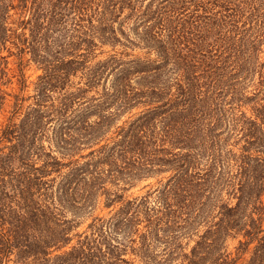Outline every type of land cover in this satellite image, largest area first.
Here are the masks:
<instances>
[{
	"label": "trees",
	"instance_id": "16d2710c",
	"mask_svg": "<svg viewBox=\"0 0 264 264\" xmlns=\"http://www.w3.org/2000/svg\"><path fill=\"white\" fill-rule=\"evenodd\" d=\"M141 2L0 0V78L41 70L24 111L0 86V264H128L118 237L141 264H264V0Z\"/></svg>",
	"mask_w": 264,
	"mask_h": 264
},
{
	"label": "rangeland",
	"instance_id": "374dc122",
	"mask_svg": "<svg viewBox=\"0 0 264 264\" xmlns=\"http://www.w3.org/2000/svg\"><path fill=\"white\" fill-rule=\"evenodd\" d=\"M141 1H142L141 2L142 6H144L148 3H152L154 0H141ZM125 14H127V10L123 11V13L119 16V18L116 19V22L114 23V27L118 26L117 22H119L120 19ZM12 18H15V15H13ZM95 52L98 58L107 57L108 55H111L112 53L119 54L120 52H123L125 54H129V56L127 57L132 59L134 58V56L142 55L144 50L137 48V47L125 49L121 45L115 44L113 46L105 45L100 48L98 47L95 50ZM26 58H27V55L24 56V60H23V65L25 64L24 69H23L24 76L22 79V81H24V86L20 82L21 81L20 77L17 75L16 58L13 55L11 57H8L9 63L7 65V68H8L7 76L0 78V86L6 91L10 92L11 94V96H8V100L5 106V111L3 112L4 117L9 116L11 113L12 103L14 101L12 94H19L21 98L20 102L22 105L21 107L22 111H24L28 105H32L33 100L31 98V95L34 93L33 84L36 81L37 76L41 74V70L36 69L32 63H28ZM119 69L120 68L113 70L112 72H110V74H105L104 78L101 80L99 85L93 88L91 92L89 93V95L91 94L97 95L96 91L101 89V85L104 83H106V85L108 86V84L111 83V81L113 80L115 74L119 71ZM7 78L10 80L6 82ZM79 80H80V73H76L70 78V82H72L73 84H77V85L81 84ZM21 86H23L22 89H21ZM157 186H158L157 178H149V179L143 180L141 182H138L134 187H132L130 190L126 192L127 198L130 199L132 197H138V196L145 195L147 191L151 192ZM102 200H103L102 198L98 200L94 210H90L89 212L79 214L75 217L71 216L70 213L68 212L64 213L68 219L70 218L73 219V222H72L73 228L71 230L72 239L70 243L64 247L65 250L68 249L69 246L76 244L78 240L84 239V237L96 238V232L94 230L93 224H98L102 220H107L108 217L119 206V204L116 205L115 208H113L111 211H109V209H103ZM98 218L100 219L98 220ZM123 239L124 238H121V237H118L117 239H114V240L112 239V243H114L115 241H119L123 243L124 247L122 246H119V247L120 249L122 248L125 249V251L122 253V257L128 260L127 262L128 264H141L139 262L138 257H136L131 251V248L135 247V245L132 246L127 241V239L125 240ZM234 245H236V242L231 241V243H229V249L232 250ZM159 248L160 247L157 244L156 249H159ZM58 252H53V253H58ZM179 260H180L179 258H177L176 260L173 259V261H171L169 264H179ZM3 264H18V263H16L15 256L11 255L10 259Z\"/></svg>",
	"mask_w": 264,
	"mask_h": 264
}]
</instances>
